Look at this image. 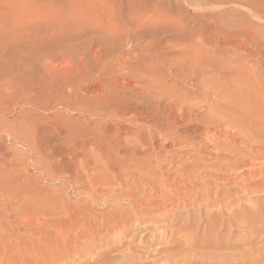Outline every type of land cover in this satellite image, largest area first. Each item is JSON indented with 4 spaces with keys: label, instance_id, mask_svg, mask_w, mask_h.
Masks as SVG:
<instances>
[{
    "label": "bare ground",
    "instance_id": "bare-ground-1",
    "mask_svg": "<svg viewBox=\"0 0 264 264\" xmlns=\"http://www.w3.org/2000/svg\"><path fill=\"white\" fill-rule=\"evenodd\" d=\"M21 1L0 0V115H2V117L6 116L11 110H15L16 107L19 108L22 113V120H19L21 124L19 122L16 129L23 135L24 143L36 154V162L39 163L43 171L42 173L44 176H47V178L57 179L65 185H68L69 190L67 189L68 192H66L64 187L63 190L65 193L58 190L55 195L39 190L38 187L37 190L35 189L36 187L33 189L23 187L26 188V190H22L23 188H18V186L15 185L17 184L15 183L16 181L13 182L15 179L9 177L10 175L8 173V178L5 177L6 179H4L8 181L7 179L11 178L9 180H11L10 184L12 185L1 180L4 177L2 175L6 176V172L4 174V170L1 171L2 173L0 172L2 174V178L0 179V250H4L5 252L11 250L13 252V255H9H12L11 258H8L6 255L7 258L4 256L6 258L4 259L1 257L3 256V252L1 251L0 257L2 259H0V264L60 263V257L62 258L63 255L72 251H70L68 247H70V243L77 238L84 237L85 240V237H87L90 239L95 237L93 235H96L99 231H101L99 233L103 232L105 234L112 229L116 230L117 227L123 230V228L130 224V221H142L141 218L143 216L151 215L155 210L164 208L167 203L171 204V207L175 210L174 212L179 214L180 211L178 209L180 206L183 209L182 206L190 207L198 201L196 205L204 208L203 214H197V212L195 213L193 210V213L186 214L187 216L185 215L187 218L183 215L186 221L189 218L188 220H191V222H187L189 223L187 224L184 223L186 222L184 221V224H182L180 228L179 226L177 227L182 230V233H184V230L187 231V233H181L182 237L180 238V243L182 250H178V246L175 247L178 252L180 251L181 253L182 251L183 254H180L181 256L177 254L178 259L175 260L177 256H174L173 252L175 251L176 254L177 251H171L173 256L169 254L174 257V260L171 261L172 258H169L170 260L167 258L168 260L166 261H171L172 263L176 261L174 264L178 261H182L184 264H248V258L245 256L247 253L241 254L236 250L240 248L238 250L242 252L247 251L245 248V250H241V247L245 245L246 241L240 238H235L236 240L233 239V237H235L233 232L237 227H239V232L244 233L245 229L252 231L254 225H256L257 227L255 226L256 228L252 234L254 238L252 240L249 239L248 242L254 240L253 243L257 244V246H254L255 249H253V253H255L254 255L257 257L251 258L250 264L263 263L264 112L261 113L259 108H261L264 102V96L259 95V97L256 94L258 97H255V99L253 98L255 102L252 100L253 104L255 103L256 107H259H257L258 109H255L256 107L253 108L259 110L256 112L257 114L255 110L252 111V107H250L253 104L250 105L247 103L250 102L248 99H250V96L254 93L253 90H255L254 88H256V85L258 86L257 88L260 89L262 86L263 88H261L264 89V81L260 79L262 77L261 74L264 72L261 73L259 72L260 70L258 71V66H264L262 55H260L264 49V35H262L263 33L261 31V33L258 32L257 28H254L256 23L253 22L255 25L252 24L253 27H251L252 25L249 21L246 24L247 27L244 28L242 26L245 24L243 25L242 21V26L239 27L243 29L239 30L237 27L238 24L236 25V23L235 29H230L232 26H235L233 25L234 21L232 19L233 22L231 25L227 24H230L231 21L228 19L230 21L228 22L226 18H223V20L227 22H220L224 23V27L226 28L224 31L221 27L224 33L222 32L223 35L221 36L222 38L220 37V40L228 44L231 43L233 46V48L231 46L232 53L229 51L230 47L228 48L226 46L227 49L224 50L229 49L230 55H225L229 56L230 60H233L235 57L240 59V63L235 69V67H233L234 60L233 63L231 62L232 65L227 61L229 59H226L228 63H224L223 60V64H220L221 61L219 63L217 60L221 58L215 57L212 55V52L210 54L209 48L208 50L206 49L207 55L210 54L215 58H211L209 55V57H207L205 49H201L204 45L201 44L202 42L199 43L200 40H198V43L200 46L202 45V47L199 48L198 45L195 44L196 47L199 48H196V50L199 51L201 49V52H205L203 53L205 55H201L200 51L194 52L195 50L192 49L195 48L193 41L191 40V44H193L191 48L189 46L190 44H188L190 41L186 43L185 40L197 37L200 39V36H202L200 34L201 32L197 30L198 32L196 33L200 35L197 36V34L196 37L195 32L188 29L190 27L187 28L191 23H187L188 25L185 26L186 22L189 21L186 19L187 16L185 17L187 21H184L185 23L183 24V18H180V16H183L182 13H178L181 14L179 16L177 15L179 18L176 17L175 14L178 11L174 12L171 5L172 3L169 2V0H125V2L122 1L121 3V0H117L118 2L114 0L115 3L112 0H100V2H104H101L103 4L97 0L100 5L96 7L100 8L101 6V15L98 13L99 11L95 9L99 16L96 15V17L92 16V18L89 19H78V21H76L75 18H72L74 15L69 14L70 12H66L67 16L69 17L71 15V18L75 22L70 23L72 20L69 17L70 21L62 23L60 18L58 21L61 22L58 24L57 21H54L55 18L58 19L57 15H55L58 11L54 9L56 8V4L53 5V3L50 2V4L52 3L51 6H55L54 8L51 7L55 10V13L53 11L54 16L50 8L49 12L51 17L46 16L47 14L44 16L45 19L41 16H37L42 15V12L40 11L41 13L36 14L39 12L37 10L38 8H36L37 6H33L34 9L36 8L33 10L36 15H32L33 17L27 19L33 12L32 10H29L30 12L25 11L27 12L26 15L23 11L24 15L27 16H25V19H27L25 20L21 11L24 9L20 7ZM165 1L167 2L164 3ZM185 1L188 2L187 0ZM185 1H183V3L188 6ZM222 1L223 0H221V2ZM239 1H233L232 4L234 3L236 6L242 7L243 0H241L242 2ZM249 1L250 0L246 3ZM253 1L254 0H252V2ZM258 1L259 0H256L255 3ZM260 1L257 4H259ZM263 1L264 0H262L260 4L263 3L264 6ZM59 2L60 0L58 3ZM70 2L74 4L75 1L71 0ZM252 2L251 4H254V2ZM63 3H60V5ZM79 3H81L80 5L82 6V1ZM93 3L94 1L91 2V4ZM98 3H96V5H98ZM205 3L206 2H204V4ZM72 4L70 6H73ZM217 4L220 3L217 2ZM46 5H49V2L48 4L46 3ZM60 5L58 4L57 6L60 7ZM76 5L78 8L75 9L79 10V4L75 3V6ZM202 5L203 4H201V7L203 8ZM61 6L65 5L63 4ZM195 6L193 9L197 11ZM31 7L32 6L28 4V9ZM59 7L57 8L58 10ZM177 7H179V5ZM81 8L84 9V5L80 7V9ZM249 8L250 13H252L253 16L255 15L254 18L256 17L262 21L264 20V10L258 9L256 4L251 5ZM28 9L26 6V10ZM63 9L64 8H60L61 14L66 15ZM71 9L72 7L67 10L71 11ZM215 9L217 10V8ZM73 10L74 9H72V11ZM87 10L89 12L91 9ZM247 10L249 12L248 8ZM42 11L44 12L45 10ZM83 11L85 10H82V13H80L82 18L84 16ZM93 11H90L91 13L89 12L90 15ZM95 11L94 13L96 14ZM226 11L228 13V10ZM238 11L240 10L238 9ZM88 12L85 16L90 17ZM185 12L187 11L185 10ZM202 12H204V10H202ZM222 12L223 11H221V13ZM229 12L233 13L235 11ZM57 14L58 17H62L60 16V12ZM95 14L93 15L95 16ZM172 14H174V16H172ZM64 15V19L68 18ZM240 15L243 18L245 14ZM81 16L76 17L79 18ZM238 17L240 18V16ZM246 17H248L247 14ZM20 18H23L22 21L24 20V23H22ZM246 19L251 20L249 17ZM236 20L240 22L239 19ZM20 21L22 24H20ZM193 23L191 26H196V23L195 25H193ZM197 23L199 26V23H201L200 20L197 21ZM204 23L201 25H204ZM205 25L207 24L205 23ZM212 26H210V30ZM236 28H238V30H236ZM215 29L221 30L220 28ZM207 31L202 32L206 33ZM217 31H213V33ZM219 32L220 31L215 33L216 36H220ZM169 33L172 34V39L170 42H164L163 39H165V35ZM208 34L206 33V36ZM215 34L213 36H215ZM213 36L211 33L207 36V39L213 42V39H215L212 38ZM56 38L64 42L62 44L64 48L60 50L59 48L63 47L61 45L62 47L58 48L59 51H56L57 48L54 49L53 47L50 48H53L55 51L52 49L51 51L45 49L47 45L52 46V44H55L56 42H54V39ZM26 39L31 40L37 47V50L35 49L37 52H35L36 54L32 59L31 56L34 55V48L36 47H34V44H32L34 47L33 49L29 47L30 50H34L32 55L30 54L31 56L28 53L30 51L26 53L25 48L29 45L25 46V43L30 42L28 40L24 43ZM201 39L203 40L202 37ZM220 40L216 42L224 46V43L222 42L221 44ZM20 41L23 42L24 48ZM60 41L58 44H61ZM168 43L171 44L169 45ZM20 44L22 45L21 50L24 49V53L28 54L30 59L27 58L28 55L24 57V53H20L21 55L19 54L23 56L24 60L22 58L20 59V57H17L19 59H15L16 54L13 53L12 55V51L11 55L7 56V54H9L8 52L13 49V45L19 47ZM212 44L214 45V42ZM212 44H209L210 48L213 46ZM218 44L217 46H219ZM172 45H174V47H172ZM209 45L204 48L209 47ZM56 47H58V45H56ZM178 47L180 50L179 52H182V56L180 55L181 53H179L178 55L181 56L179 58L174 52L175 54L172 53V55L177 56V59L175 56H168L175 57L174 59H166L167 56L165 57L164 54H166V52L164 50L172 48L177 50ZM226 47L224 46L222 48ZM216 48L213 49L217 52L219 48ZM19 49L20 48L17 49L18 52L21 51ZM224 50L219 49V51L222 52L218 53L219 56L220 54L226 53V51L223 52ZM170 53L167 52V54ZM136 55H139L137 61V57L134 59ZM225 55L223 59H225ZM12 56L14 57L13 60L17 61L14 62ZM248 59L252 60L250 61L251 64L248 63ZM130 62L131 65L128 64ZM132 62H135V64ZM123 64L128 65L123 66ZM210 67L211 69L212 67H215V69L217 68L216 71L218 70L217 72L219 75L215 74L208 76L207 74H211V72L203 73H206L207 76L200 74V70L203 72L202 70ZM254 67H256L255 70L258 68L256 71L259 73L254 71ZM219 70L223 72H233L235 75L234 79L236 80L237 78L238 80H236L237 83L235 84V80H230L232 76L231 72V76L225 72L228 76L226 79L224 77L225 82H222L223 79L221 78L223 76H220L222 73H219ZM251 70L254 71L255 74L257 73V75L252 78V74H249ZM218 76L221 77V81H219ZM249 76L252 80L250 78V80H248ZM250 81H253V83ZM229 82L232 83L231 87H233V90H229ZM259 89L257 90L258 92ZM262 92L264 91L262 90L261 93ZM218 95H221L220 99H222V101L223 98H225L227 100L224 99V101H228V103L230 102L233 105V108L231 111H228V114H224V112L221 113V118H216L217 115H215L216 117L214 116V114H218L217 112L222 108L217 110L214 107V103H218V100L215 101ZM201 98L204 100H199ZM220 102L219 105L215 103L216 107L217 105L218 107L224 106L221 105ZM246 105H249V108H246L247 112L243 110ZM214 108L217 112L213 111ZM230 108L226 107L227 110H230ZM25 109H28L27 111L29 112H26ZM226 109L223 108V111L226 112ZM248 109L250 110L249 114ZM73 114L79 115L83 119L85 118V121L81 122L78 120L80 117H77L78 119L74 118ZM222 114L227 117L222 118ZM219 115L220 112L218 117H220ZM247 118H249V121ZM200 121L203 122V125L207 124L209 126L206 125V127L202 129V132L200 130L198 134H204L210 127L213 129L219 128V130L217 129V135H215L216 138H218L217 140L223 138V136L227 134L228 139L232 138L230 143L224 144V141L221 139L223 145L220 143V140L217 142H215L216 140H212L213 143L209 144L208 136L211 137L210 135L207 136V139L205 138L207 140V142L205 140L206 144L203 141V143H197L196 136H198V134L196 135L197 132L194 130L196 128L193 127L194 129L191 130L189 124L191 125V123L194 124ZM226 122L227 125H225ZM255 124H258L259 127ZM228 125L230 126L228 127ZM231 126L236 128L235 132L230 128ZM254 126L257 127L255 128L256 130H253ZM195 127L197 126L195 125ZM201 127L199 125L198 128L201 129ZM222 131L226 134L223 135ZM49 134L58 136L60 140L57 143L55 142L56 144L53 146V149L51 147L45 150L46 147L45 149L42 148V141ZM210 134L214 133L211 132ZM204 135L202 136L203 138L205 137ZM199 137L202 138L201 136ZM225 137L223 140L226 139ZM162 138L169 139V141L166 140L167 142L165 141L164 143V141L162 142L161 140ZM228 139L225 141L228 142ZM238 139L246 142L245 146L242 145L244 148H241L242 141L239 144L240 146H237ZM247 141H251L252 145H249ZM183 142L184 144L186 143L185 145L187 146L190 145L189 148L185 146L189 151L186 152L187 154L178 151V148L176 150L172 149L175 148L172 146H179L181 143L183 146ZM209 142H211L210 138ZM255 142L257 144H254ZM46 146H48V144ZM258 146H260L261 149H258ZM56 149L61 150L57 152ZM185 149L183 148L184 152ZM185 155L187 158L184 157ZM210 155H213L214 160L207 159ZM60 156H62V158H64L63 156L68 158V163H64L65 165L63 164V166H65L63 169H58V164H55V162L61 158ZM208 160L210 162H208ZM69 164L75 165L73 168L74 170H70ZM96 167H99L97 171L94 170ZM1 169L3 168H0V170ZM62 173L65 174V176H61L63 175ZM173 173L181 177L177 178L176 175H172ZM21 174L23 173H20V175ZM140 179L143 180L141 186L137 183V180ZM220 184L222 187L221 189L217 188ZM216 185L217 187L213 188V186ZM237 186H239V189L237 188L238 192L237 194H233ZM244 191L245 193L249 191L253 194L257 193V195L259 194L258 197L261 198L260 200H263L259 203L256 202L254 205L252 204L253 206L249 208L246 204L243 205L241 203L242 200L245 201L249 199H243V196H241ZM245 193L244 196L246 195ZM81 197L85 199V202H82V204L78 203L73 206L68 205V201L71 198L76 199ZM255 197L254 195L253 198ZM110 200L125 202L128 208H126V210H117L118 207L117 209L110 208L108 207ZM86 202L91 203L87 206ZM229 203H232L231 207H228ZM112 204L114 205V203ZM250 204L249 201L247 205ZM107 207L108 209L106 213L103 212L104 214L100 213L101 210L98 215L92 213V208L105 210ZM197 211L200 212L199 210ZM176 213L175 215L178 216ZM139 214L140 216L141 214L144 215L140 218V216H138ZM98 216H100V220H98ZM151 216H149V218ZM172 216H170V218ZM161 219L164 218L161 217ZM183 219L181 218V221H183ZM14 220L20 223V228L11 226L13 224L11 222ZM181 221L180 223H182ZM13 225H17V223ZM33 225L34 227L37 225L39 227H46L47 229L44 228V230L42 229L43 231L40 230L42 232L36 235L34 233V228V231L28 230V227ZM22 227H27L28 229L26 230L28 231L26 232L24 230L25 228L23 229ZM21 228L24 231H21ZM163 228H165V226H163ZM170 228L172 227L167 229ZM48 229H55V232H51L52 230L50 231ZM146 229L148 231L149 228ZM159 229L157 228L158 231ZM149 230L152 232V229ZM161 230L163 231V229ZM246 230L245 232L247 233L248 231ZM166 231L165 228L164 232L166 233ZM175 231L179 230L176 229ZM169 232L171 233L172 231ZM200 232L201 235L200 238H198L197 236ZM18 233H20V235ZM149 234L151 235V233ZM177 234L174 233L173 235ZM181 234L179 233L177 236L179 237ZM250 234L247 235L250 236ZM262 234L263 236H261ZM171 235L169 234V237ZM172 236L170 238L168 237V239H177V237L175 239L172 238ZM158 238L160 239V236ZM163 240L164 239H162V241ZM169 241H172H167L168 245H171ZM147 245L150 246V243ZM147 245H145L144 249H146ZM196 246H199L203 252H196ZM74 249L75 248H73V250ZM147 249L145 251L148 252ZM234 249L236 250V255L233 254ZM232 250L233 252H230L232 254L227 252ZM209 251L211 253L207 254ZM138 252L141 253V251ZM130 253H126L125 255ZM140 255L142 256V254ZM248 255L249 254H247V256ZM131 256L133 255L131 254ZM179 257H181V259ZM119 258L121 257L118 256V259ZM134 259H140V256L137 254V256H134ZM128 260H126L127 263L130 261ZM126 262L123 263L126 264ZM116 264H122V262Z\"/></svg>",
    "mask_w": 264,
    "mask_h": 264
},
{
    "label": "rangeland",
    "instance_id": "rangeland-1",
    "mask_svg": "<svg viewBox=\"0 0 264 264\" xmlns=\"http://www.w3.org/2000/svg\"><path fill=\"white\" fill-rule=\"evenodd\" d=\"M21 1V0H20ZM28 1V0H27ZM27 1L26 0H22L21 1V3H20V7L22 8V9H24V10H21L22 11V15H24V13H23V11L25 12V11H31L32 10V12H33V10H35L36 8H38L37 10L39 11L38 13H36V14H39V13H41L42 15H37V16H41L42 18H44V16L46 15V16H50L51 14H50V12H49V10L50 9H52L51 7H53V6H51L52 5V3H53V5L54 4H56V8H54L56 11H58V12H56V14L55 15H57V18L58 19H56L55 17V19H54V21H57V24L58 23H60L61 21H62V23L63 22H67V21H70V18H71V15L68 17L67 16V14H66V12L67 13H69V14H72V15H74V17H72L73 19L75 18V20L76 21H78V19L79 20H81V19H89V18H92V16L93 17H96V15H98L99 16V14H97V12L96 11H99L98 13H100V15H101V6H100V8L99 7H96V6H99L100 5V3L101 2H103V1H101L100 2V0H99V2L100 3H98V1L97 0H87V2H89V3H87L86 2V0H77V2H76V0H74L75 2H74V4H72V2H70V1H64V0H60V2L58 3V1L59 0H54V2H53V0H29L28 1V3H27ZM49 2V5H46V3L48 4V2ZM73 1V0H72ZM82 1V6L80 5L81 3H79V2H81ZM84 1V2H83ZM94 1V5L93 4H91V2H93ZM97 1V2H96ZM106 1H108V0H106ZM113 2H114V0H112ZM117 0H115V2H116ZM122 1H124L125 2V0H121L120 1V3L122 2ZM183 1H185V0H175V1H172V0H169V2H171L172 4V7H173V9H174V12H176V11H178L176 14H175V16L176 17H178L179 15H181V14H178V13H182V15L183 16H180V18H183L182 20V22H183V24L187 21V20H189V21H187L186 22V24H185V26H187L188 24L187 23H191V24H189L188 26H187V28L188 27H190V28H188V29H190L192 32H195V36L198 34V33H196V32H198L197 30H199V32H201L200 34L202 35V36H200V39H198V37L197 36H199L200 34H198L196 37L197 38H193V39H186L185 40V42L186 43H188L189 41V43L188 44H190L189 46L192 48L193 47V44H194V46H195V48H192V49H194L193 51L194 52H196V51H198V50H196V48H201L202 47V45H204L203 46V48H201V49H205V52H201L202 50L200 49L199 51H200V53H201V55L203 54V53H205L206 55H207V51H206V49L208 50V48H209V53L211 54V52H212V55H214L215 57H219V58H221V59H219V60H217V59H214V60H217V61H219V63H220V61H221V63L220 64H223L222 63V61L225 63L226 62V59H229V56H227V55H225V54H228V55H230L229 54V51H231L230 53H232V50H231V46H232V44L230 45V44H228V43H226V42H224L223 40H220L222 37V35H223V33H224V29H226L225 27H224V23H220L221 21L222 22H224V21H228V22H230V24L229 23H227L228 25H231L232 24V22L234 21V24L233 25H235V23H236V25H237V27L239 28V30H241V29H243L242 27H247L246 26V24L249 22L251 25L253 24V22L254 23H256V25L255 24H253V25H255L254 26V28H257L258 30V32H262L263 34L262 35H264V20L262 21V20H260V19H257L256 17L254 18V16H253V14L252 13H250V6L251 5H257V7H258V9H260V10H264V6H263V3L262 4H260L261 2H262V0L260 1V3L259 4H257V3H255L256 2V0H254L253 2H254V4H251V2H252V0H250L248 3H246L247 1H245V0H243V2L240 0H238L239 2H242L243 3V6L242 7H238V6H236L234 3V5L232 4V2L233 1H237V0H227V1H225V0H223L222 2H221V0H199V2H198V0H187L188 2H186V4H188V6L187 5H185V3H183ZM212 2V3H209V2ZM231 1V2H230ZM245 1V2H244ZM50 2H52L51 4H50ZM63 2H65V3H63ZM114 2V3H115ZM118 2V1H117ZM167 1H165L164 3H166ZM176 2V3H175ZM204 2H206L205 4H204ZM217 2L218 3H220V4H217ZM230 3V5H229V3ZM252 2V3H253ZM264 2V1H263ZM26 5H25V4ZM30 3H31V5H30ZM40 3V4H39ZM60 3H63L65 6H61V5H63V4H61L60 5ZM69 3V4H68ZM75 3L76 4H79V6L80 7H83V5H84V9L83 8H81L80 9V7H79V10L78 11H80V12H78L75 8H78L77 7V5L75 6ZM96 3H98V5H96ZM104 3V2H103ZM103 3H101V4H103ZM178 3V4H177ZM191 3V4H190ZM222 3V4H221ZM223 3H227V4H223ZM235 3H237V2H235ZM22 4H24V5H22ZM28 4H29V6H32L31 8H33V6H37L35 9L33 8V9H31V8H29L28 9ZM60 5V7L59 6H57V5ZM67 4V5H66ZM73 5V6H70V5ZM175 4H176V6H175ZM181 4V5H180ZM189 4H190V6H189ZM201 4H203L202 6H203V8L201 7ZM211 4H213V5H211ZM217 4V5H216ZM87 5H88V7H87ZM118 5H121V4H118ZM168 5V4H167ZM166 5V6H167ZM179 5V7H177ZM192 5H193V7H192ZM195 5H197V6H195ZM200 7H199V6ZM222 5H223V7H222ZM225 5V6H224ZM23 6V7H22ZM26 6H27V9L28 10H26ZM43 6H44V8H43ZM75 6V7H74ZM92 6V7H91ZM174 6H175V8H174ZM194 6L196 7L195 9L197 10V11H195L193 8H194ZM205 6H206V8H205ZM211 6V7H210ZM45 7H46V9H45ZM47 7H48V10H47ZM59 7V10L57 9ZM68 7V8H67ZM72 7V9H74L73 11H72V9H71V11H68L69 10V8H71ZM183 7V8H182ZM187 7V8H186ZM212 7H214V8H212ZM218 7H220V8H218ZM244 7H245V9H246V11H245V9H244ZM50 8V9H49ZM60 8H64L63 9V12H65V14L66 15H64V16H66V17H68V18H65V19H67V20H65L64 19V17H63V15L61 14V11H60ZM66 8V9H65ZM86 8V9H85ZM177 8V9H176ZM191 8H192V10H191ZM200 8H202V9H200ZM213 10H212V9ZM215 8H217V10L215 9ZM231 10H230V9ZM241 8H243V9H241ZM247 8L249 9V12H248V10H247ZM261 8H263V9H261ZM40 9V10H39ZM54 9H52V10H50L51 11V13L53 14V11H54V13H55V10ZM68 9V10H67ZM87 9H91V10H89V12L90 11H95V9H96V14L94 13V11H93V13L90 15V13L88 12V10ZM187 11V12H185V10ZM199 9V10H198ZM206 9V10H205ZM228 10V13H227V11L226 10ZM238 9L240 10V11H238ZM37 10H36V12H37ZM42 10H47L46 12L44 11H42ZM82 10H85V11H83V14H84V16H83V18H82V16H81V14L80 13H82L81 11ZM87 10V11H86ZM180 10V11H179ZM202 10H204V12H202ZM21 11H20V15H21ZM29 11V12H30ZM41 11V12H40ZM76 11V12H75ZM184 11V12H183ZM202 12V14H201V12ZM221 11H223L222 13H221ZM229 11H235V12H233V13H231V12H229ZM237 11V12H236ZM27 12H25V14L27 13ZM48 12V13H47ZM60 12V16H62V17H58V14L57 13H59ZM78 12V13H77ZM87 12H88V15L90 16V17H88V16H85V15H87ZM218 12V13H217ZM220 12V13H219ZM35 12H33V14L31 13V16L29 15L28 17L26 16V15H24V19L27 17V19H29V17L31 18V17H33V16H35L36 14H34ZM43 13H45V14H43ZM186 13V14H185ZM205 13H206V15H205ZM210 14V16H209V14ZM30 14V13H29ZM93 14H95V16L93 15ZM240 14H245L244 16L246 17V14H247V16L251 19V20H248V19H246V18H248V17H244L243 16V18L241 17V15ZM251 14V15H250ZM33 15V16H32ZM178 15V16H177ZM200 15V16H199ZM205 17H207V18H205ZM213 15H216V16H213ZM26 16V17H25ZM53 16H54V14H53ZM78 16H81V17H79V18H77ZM172 16H174V14H172ZM187 16V20H185V17ZM203 16V17H202ZM219 16H221V17H219ZM228 18H227V17ZM232 16V17H231ZM238 16H240V18L238 17ZM251 16V17H250ZM22 17V16H21ZM51 17V16H50ZM213 17H215V18H213ZM234 17V18H233ZM238 17V18H237ZM61 18V21H58L59 19ZM62 18H63V20H62ZM71 18V22L70 23H72V22H75L73 19ZM179 18V17H178ZM189 18V19H188ZM197 18V19H196ZM205 18V19H204ZM210 18H211V21H210ZM223 18H226V20H223ZM254 18V19H253ZM22 19L23 18H20V20L22 21ZM27 19H25V20H27ZM45 19V18H44ZM199 21L200 20V22L201 23H199V26H198V23H197V21ZM208 21H207V20ZM230 21H229V20ZM233 21H232V20ZM236 19H239L240 20V22H238V20H236ZM244 19V20H243ZM65 20V21H64ZM191 20H192V22H191ZM193 20H195V21H193ZM254 20V21H253ZM21 21H20V24H22V23H24L23 21H22V23H21ZM185 21V22H184ZM226 21V22H227ZM243 21V22H242ZM194 22V23H193ZM207 24V25H205V23ZM209 22V23H208ZM214 22V23H213ZM225 22V23H226ZM241 22H242V24L244 25V26H242V24H241ZM245 22V23H244ZM252 22V23H251ZM258 22H260V23H258ZM192 23H193V25H195V23H196V26H191L192 25ZM202 23H204V25H201ZM212 23H213V26H212ZM219 23V24H218ZM211 24V25H210ZM216 24V25H215ZM223 24V25H222ZM239 24H241V25H239ZM258 24V25H257ZM236 25L235 26H232V28H230V29H235V27H236ZM253 25L251 26V27H253ZM200 26H204V27H200ZM209 27V28H206V27ZM210 26H212L211 27V30H210ZM217 26H219V27H217ZM239 26H242V27H239ZM258 26V27H257ZM199 29H198V28ZM221 27H222V29L224 30V31H222V29H221ZM195 28V29H194ZM197 28V29H196ZM203 28V29H202ZM205 28V29H204ZM215 28H220L221 30H218V31H220L219 32V34H220V36H216V34L215 33H217L218 31L215 29ZM238 28H236V30H238ZM209 29V30H208ZM213 29H215V30H213ZM262 29V30H261ZM194 30V31H193ZM201 30V31H200ZM208 30V31H207ZM217 31V32H214L213 33V31ZM202 31H207L206 33L208 34L209 33V31H210V33L207 35V36H209L211 33H212V36L215 34V36H213L212 38H215V39H213L214 41V45H215V47H214V45L212 44L213 42H211L210 40H208L207 39V36H206V33L205 32H202ZM260 32V33H261ZM219 34H217V35H219ZM204 36V37H203ZM171 37V38H170ZM201 37L203 38V40L201 39ZM221 37V38H220ZM165 39H163L164 40V42H170V40L172 39V34H166L165 35V37H164ZM205 38H206V40H205ZM217 38V39H216ZM57 39V40H56ZM56 39H54V42H56L55 44H52V46L50 45V46H46V48L45 49H47V50H49V51H51V49L52 50H54L55 48H57V50L56 51H59V49L61 50V49H63L64 48V46L62 45L64 42H61L60 40H59V38H56ZM167 39H169V40H167ZM197 39V40H196ZM29 39H26V40H24V43L25 42H27ZM60 41V43L61 44H58L59 43V41ZM193 41V44H191L192 43V41ZM198 40H200L199 41V43H201L202 45L200 46V44L198 43ZM205 40V41H204ZM219 40H220V42H221V44H222V42L224 43V46L226 47H230V50L228 51V50H224V49H227V47L226 48H222V47H224L223 46V44L222 45H220V43L218 44L217 42H219ZM30 42H27V43H29V44H27V43H25V46H28V47H26L25 48V50L23 49V50H21L22 48H21V46L23 45V42L22 41H20V42H22V45L20 44V46L18 47V46H15V45H13L12 46V48L15 50H10L8 53L9 54H7V56H9V55H11V51H12V55H13V53L14 54H16L15 56V59H19V58H17V57H20V59L22 58L23 60H24V58H23V56H20L21 54L20 53H24V51L27 53L28 51H32V50H30V48L31 49H33L34 47H36L35 46V44L31 41V40H29ZM58 41V42H57ZM195 41V42H194ZM208 41H209V43H208ZM217 41V42H216ZM32 42V43H31ZM198 44H197V43ZM204 42V43H203ZM211 42V43H210ZM205 43H206V45H205ZM27 44V45H26ZM32 44H34V47H33V45ZM169 45L171 44V43H168ZM198 45V47H196V45ZM209 44H212L211 46L213 47V48H216V46H217V44L219 45V46H217V48H219L220 50H224L223 52H225L226 51V53H223V54H220V56H219V54L218 53H222V52H220L219 51V49H217V52L215 51V49H213L212 47L210 48V45ZM226 44H228V45H230V46H228V45H226ZM32 47H31V46ZM56 45H58V47H56ZM60 45V46H59ZM63 47H62V46ZM207 45H209V47H206V48H204L205 46H207ZM24 45L22 46L23 48L25 47ZM30 47V48H29ZM50 47H53V48H50ZM59 47H62V48H59ZM172 47H174V45H172ZM15 48H20L19 50H21V51H23V52H21V51H17V49H15ZM29 48V49H28ZM59 48V49H58ZM175 48H176V46H175ZM198 48V49H199ZM232 48H233V46H232ZM37 50V47L36 48H34V50ZM173 49L174 48H172V49H165L164 51L166 52V54H164L165 55V57L167 56V58L166 59H168V60H170L169 58H172V59H174L175 57H176V59L179 57H181L182 56V52H179L180 50H179V47L177 48V50H175L174 49V51H173ZM33 50V51H34ZM34 51V55H32V53H33V51L30 53V52H28L29 53V55L31 56V59H32V57L33 56H35V52H37V51ZM171 50V51H170ZM213 50V51H212ZM17 51V52H16ZM55 51V50H54ZM198 51V52H199ZM215 51V52H214ZM263 51H264V49H263ZM262 51V53L260 54V55H262V60L264 61V52ZM16 52V53H15ZM164 52V53H165ZM167 52L168 53H170V54H167ZM176 53L177 54V56H175V55H172V53ZM174 53V54H175ZM179 53H181L180 55L181 56H179L178 54ZM214 53H216V54H214ZM18 54V55H17ZM20 54V55H19ZM190 54V53H189ZM205 54H203V55H205ZM210 54H208L211 58H215V57H213V56H211ZM28 54H25L24 53V57H26ZM29 55L27 56V58L28 59H30V57H29ZM207 55V57H209ZM223 55V56H222ZM224 55L227 57H225V59H223V57H224ZM168 56H175V57H168ZM248 56H250V55H248ZM11 57V56H10ZM137 57V58H136ZM13 56H12V60H13ZM136 58V61L139 59V55H136V56H134V59ZM248 58H250V57H248ZM251 59V58H250ZM255 59V58H254ZM232 60V59H231ZM230 59L229 60H227V61H229V63H230V65H232V63H233V60H234V63H233V67H235V69L237 68V66H238V64L240 63V59H237V57H235V58H233V60L231 61ZM236 60V61H235ZM249 60V59H248ZM14 61V60H13ZM15 61H17V60H15ZM14 61V62H15ZM135 61V62H136ZM239 61V62H238ZM250 61H252V60H249V64H251V62ZM20 62L22 63V61L20 60ZM135 62H132L133 64H135ZM232 62V63H231ZM235 62H236V64H235ZM238 62V63H237ZM226 63H228V62H226ZM129 65H131V62L130 63H128ZM128 64H123V66L124 65H128ZM264 64V63H263ZM234 65H236V66H234ZM232 67V66H231ZM261 67V68H260ZM258 66V71L259 72H264V70H263V68H264V66L262 67V66ZM255 68L256 67H254L253 69H254V71L255 72H258V71H256L255 70ZM208 69V70H207ZM207 69H205V70H202L203 72H201V70H200V74H203L204 72H206V73H208V72H211V74L209 75V74H207L208 76H212V75H215V74H217V75H219L218 74V70L216 71V69H215V67H212V69H211V67L210 68H207ZM213 71H214V73H213ZM232 71H234V70H232ZM236 71V70H235ZM254 71H249V74L251 75L252 74V76H251V78L253 77V76H255V75H257V73L255 74V72ZM217 72V73H216ZM228 74V75H230L231 76V74H232V76H231V81L233 80H235L234 78V74H233V72H231V74H230V72H228V71H220L219 70V73H222V75L220 74V76H223L222 78L220 77V76H218L219 78V81H221V79H223L222 80V82H225V79H226V77L228 76V75H226V73ZM252 72V73H251ZM254 72V73H253ZM258 72V73H259ZM206 73L205 74H203V76H207L206 75ZM213 73V74H212ZM235 73V72H234ZM224 74V75H223ZM236 74V73H235ZM254 74V75H253ZM263 74V75H262ZM261 74V78L260 79H262V81H264V73H262ZM224 77H225V79H224ZM233 77V78H232ZM221 78V79H220ZM250 78V76L248 77V80H250L249 79ZM242 79V78H241ZM259 79V80H260ZM236 80H237V78H236ZM235 80V84L237 83V81ZM240 80V79H239ZM252 80V79H251ZM254 80V79H253ZM261 81V80H260ZM251 82V81H250ZM256 82H257V80H256ZM251 83H253V81L251 82ZM254 83H255V81H254ZM263 83V82H262ZM231 82H229V90H233L232 88L233 87H231ZM254 86V85H253ZM255 87V86H254ZM258 86L256 85V88H254L255 90H253V92L255 93V96H254V93L252 94V96H250V99H248L250 102H247V103H249L250 105L251 104H253V102H252V100H253V98L255 99V97H258L259 95L260 96H264V95H262V94H264V92H262L261 93V91L263 90L264 91V89H262L260 86V89L259 88H257ZM259 89V92L257 91ZM261 90V91H260ZM256 94L258 95V96H256ZM259 96V97H260ZM219 97V98H218ZM221 98V95L219 96H217L216 97V99H215V101H217L218 100V103L217 102H215L216 104H218L219 105V102H220V104L221 105H224V106H219L218 107V105H217V107H216V104L214 103V107L217 109V110H219L221 107V109L217 112V110H215V108H214V110L213 111H216L218 114H219V112H220V117H218V114H214V116L215 115H217V117L216 118H221V113H223L224 112V114H228V111H231V109L233 108V105L229 102L228 103V101H224V99L225 98H223V101H222V99H220ZM203 98H201V99H199V100H202ZM204 100V99H203ZM225 100H227V99H225ZM243 100H245V99H243ZM254 101V100H253ZM193 102H194V100H193ZM195 102H197V101H195ZM209 102H210V100H209ZM255 102V101H254ZM224 103V104H223ZM226 104V105H225ZM230 105V106H229ZM227 108H230V110L228 109H226V107ZM249 105H246V106H244L245 108L243 109V110H247L246 108H249L248 107ZM264 102L262 103V105H261V108L263 109H261V108H259L258 106V108L260 109V112L261 113H263L264 112ZM250 107H252V111H254L255 109H258L257 107H256V105H255V103L252 105V106H250ZM256 107V108H255ZM223 108H225L226 109V112L225 111H223ZM253 108H255V109H253ZM251 109V108H250ZM28 109H25V111L26 112H29V111H27ZM222 110V111H221ZM234 110V109H233ZM262 110V111H261ZM257 111H259V110H255V113L257 112ZM247 112V111H246ZM259 112V113H260ZM250 113V110L248 109V114ZM224 114H222V118H224V117H227L226 115H224ZM252 114V113H251ZM257 114V113H256ZM264 114V113H263ZM262 114V115H263ZM224 115V116H223ZM253 115H254V112H253ZM21 117H22V113L20 112V110H19V108H15V110H11L10 111V113L8 114V115H6V116H3L2 117V115H0V168H3V169H1L0 170V172L1 171H3V174L6 172V176L5 175H2L1 173H0V179L2 178L1 177V175L2 176H4L1 180H4V182L6 183H8L9 185H12V184H10L11 183V180H9V179H11L12 177H13V179H15V180H13V182L14 181H16L15 183H17V184H15V185H17L18 186V188H23V187H26L27 189H33L34 187H36L35 189L37 190L38 188H39V190H42V191H44V192H49V194H53V195H55V194H57V192H58V190H60V191H62V193H65V191L66 192H68V185H65L63 182H61V181H58L57 179L55 180V179H51V178H47V176H44V174L42 173L43 171H42V169L40 168V165H39V163H37L36 162V157H35V153H34V151L33 150H30V148L27 146V144L26 143H24V137H23V135L21 134V132L20 131H18V129H16L17 128V126L19 125V122L22 120L21 119ZM72 117V116H71ZM73 117L74 118H79L80 116L79 115H75V114H73ZM5 118V119H4ZM77 118V119H78ZM81 118V119H80ZM78 120H80L81 122H83V121H85V118L83 119L82 117H80ZM20 120V121H19ZM247 120L249 121V118H247ZM17 123V124H16ZM20 124H21V122H20ZM195 125L197 126V127H195ZM199 125H200V127H201V125H202V127H201V129L200 128H198L199 127ZM206 125L207 124H204L203 125V122L202 121H200V122H196V123H194V124H192L191 123V125L189 124V127L191 128V130H193L194 128H196V129H194L195 130V132H197L196 133V135L198 134V133H200V130H201V132H202V129H204V127H206ZM225 125H227V122L225 123ZM256 126H258L259 127V125L258 124H255ZM207 126H209V125H207ZM230 125H228V127H229ZM256 126H254V128H253V130H256L255 128H257ZM194 127V128H193ZM223 127H227V126H223ZM198 128V129H197ZM231 129H233L232 131L233 132H235V127L233 128L232 126L230 127ZM216 129V130H215ZM217 129L219 130V128H212V127H210L209 128V130H207V131H205L204 132V134H198V136H196V142L197 143H205L206 144V142H207V136L208 135H210L211 137H209L208 136V143L210 144H212L213 143V141H215V142H217V141H219L220 140V143H221V139H222V141H224L223 143L224 144H226V143H230V140L232 139H228V135L226 134V133H224V131H222V134L224 135V134H226V135H222L223 136V138L225 137L226 139H228L227 141L228 142H226L225 140L226 139H224L223 140V138H221V139H219V140H217L218 138H216V136L215 135H217ZM198 130V131H197ZM213 130H214V132H213ZM240 131V130H239ZM18 132V133H17ZM20 132V133H19ZM212 132V133H214V134H210V133ZM209 133V134H208ZM205 136L204 138L202 137V136ZM213 135H214V137H213ZM199 136H201L202 138H200ZM221 136V137H222ZM58 136H56V135H51V134H49L48 136H46V138L42 141V148L43 149H45V147H46V149L45 150H47V148H51L52 147V149H53V146H55V144L60 140V138L58 137ZM206 138V139H205ZM209 138H210V141L211 142H209ZM212 138V139H211ZM216 138V139H215ZM163 139H165V140H163ZM198 139V140H197ZM199 139H200V141H199ZM203 139V140H202ZM162 140V142L164 141V143H165V141L166 140H168L169 141V139H166V138H162L161 139ZM205 140H206V142H205ZM213 140V141H212ZM23 141V142H22ZM203 141V142H202ZM242 140L241 139H238V141H237V143H238V145L237 146H240L239 144H240V142H241ZM255 141V140H254ZM56 142V143H55ZM167 142V141H166ZM244 142V143H243ZM251 141H247V143H249V145L251 144L252 145V142H253V140H252V142L250 143ZM44 143V144H43ZM207 143V144H208ZM246 142L243 140L242 141V143H241V146L243 145V146H245L246 144H245ZM48 144V146H46ZM186 144V143H185ZM184 144V142H183V146H182V143L181 144H179V146L178 145H175V146H172V147H175V148H172L171 146H168L169 148H172L173 150H176L177 148H178V151H180V152H183V153H185V154H187L186 152H189L188 150H187V147L189 148V146H187V145H185ZM222 144V143H221ZM254 144H257L256 142L254 143ZM169 145V144H168ZM182 146V148H181V146ZM223 145V144H222ZM50 146V147H49ZM185 146H187V147H185ZM241 147V148H244V147ZM183 148L185 149V152L183 151ZM256 149V148H255ZM258 149H261V147L260 146H258ZM30 150V151H29ZM57 150V152L58 151H60L61 149H56ZM2 152V153H1ZM2 154V155H1ZM29 154V155H28ZM3 155H6V156H3ZM33 157V158H32ZM61 158H62V156H60ZM64 158H59L56 162H55V164L57 163L58 165H57V167H58V169H63V168H65V166H63V164L65 163V164H67L68 162V158H66L65 156H63ZM185 158H187V156L185 155L184 156ZM209 158H207V159H209V160H214V157H213V155H210V156H208ZM3 158V159H2ZM6 159V160H5ZM9 159V160H8ZM67 159V160H66ZM2 160V161H1ZM208 160V162H210ZM12 161V162H11ZM7 162V163H6ZM9 162V163H8ZM12 165H11V164ZM38 164V165H37ZM64 164V165H65ZM70 165V170L72 169V170H74L73 168H74V166L75 165H73V164H69ZM71 165H72V167H71ZM17 168H16V167ZM97 168V167H96ZM94 169V170H98L99 169V167L97 168V169ZM208 168H210V167H208ZM39 169V170H38ZM6 170V171H5ZM7 170H8V172H7ZM9 171H10V173H9ZM10 175L9 177H11V178H9V179H7L8 181H10V182H8V181H6L5 179L6 178H8V174ZM13 173V174H12ZM18 174V176H17V174ZM20 173H23V174H21L20 175ZM64 173H66V172H64ZM63 174V173H62ZM11 175H14V176H11ZM172 175H176V173H173ZM23 176H24V178H23ZM44 176V177H43ZM61 176H65V174H63V175H61ZM177 176V178L178 177H181V176H179V175H176ZM6 177V178H5ZM5 178V179H4ZM21 178V179H20ZM27 179V181H26V179ZM30 178V179H29ZM33 178V179H32ZM23 179H25V180H23ZM142 179H144V178H142ZM142 179H140V180H137V183H138V185L139 186H141L143 183V180ZM179 179H181V178H179ZM18 180V181H17ZM37 180V181H36ZM145 180V179H144ZM22 181V182H21ZM26 181V182H25ZM141 181V182H140ZM12 182V183H13ZM28 182V183H27ZM19 183V184H18ZM30 183V184H29ZM27 186H26V185ZM60 184V185H59ZM58 185V186H57ZM29 186H30V188H29ZM223 186V185H222ZM32 187V188H31ZM38 187V188H37ZM65 187V188H64ZM215 187H217V185L216 186H213V188H215ZM26 188H23L22 190H26ZM43 188H44V190H43ZM63 188L65 189V191L63 190ZM217 188H222L221 187V184H220V186H218ZM216 188V189H217ZM237 188L239 189V186H237L236 187V189H235V191H233V194H237V192H238V190H237ZM20 189V190H21ZM68 189V190H67ZM216 189H214V190H216ZM38 190V191H39ZM80 190V189H79ZM83 190V189H82ZM241 190V189H240ZM239 190V191H240ZM244 193H245V191H244ZM244 193L243 194H241V196H243V199H248V200H242L241 201V203L243 204V205H245L246 204V206H248L249 208H250V206H253L254 204H256V202L257 203H259V202H261L262 200H260L261 198L260 197H258V195H257V193H250V191L249 192H247V193H245L246 195L244 196ZM250 193V194H249ZM256 196L255 198H253V196ZM259 198V200H258V198ZM71 200V201H70ZM69 201H68V205L70 206H73L74 204H78V203H80V204H82V202H85V199L83 198V197H81V198H71ZM249 201H250V205H247V204H249ZM21 202H23V201H21ZM75 202V203H74ZM199 202V201H198ZM198 202L196 203V204H198ZM87 204V206H89V204L91 203V202H86ZM111 203V204H110ZM112 203H114V205L112 204ZM122 203V204H121ZM21 204V203H20ZM85 204V203H84ZM196 204H194V205H192V206H190V207H184V206H182L183 207V209L181 208V206L179 207V211H180V213L178 214V213H176V212H174L175 210L171 207L172 205L171 204H169V203H167L165 206H164V208H162V209H157V210H155L151 215H146V216H143L142 214H141V216H140V214L138 215V216H140V218L142 219V221H133L132 220V222L130 221H128L130 224L128 225V226H126L125 228H123V230H122V228L121 229H119V227H117L116 228V230H114V229H112V230H110V231H108L107 233H99V232H101V231H99V232H97L96 233V235L94 234L93 236H95V237H92V238H87V237H85V240H84V237H80V238H77L75 241L73 240L72 241V243H70L69 245H70V247H68V249L70 248V251L71 252H69V253H66L65 255H63L62 256V258L60 257V260L62 261H60V263H56V264H116V263H119V262H122V264H125V263H123V262H126V260H128L129 262V264H167L169 261H166V260H168L169 258L171 259V261H173L174 260V257H172L173 256V254H174V256L176 255L177 257H175V260H177L178 259V255L177 254H179V256H181L180 254H183V252L181 251V253H180V251L178 252V250H182L181 248H182V246H181V243H180V238L182 237V234H184V233H187V231L186 230H184V233H182V230L181 229H179L181 226H182V224H184V223H187V222H191V220H188L187 219V221H186V219L185 218H187L186 216V214H191V213H193V210H194V212L196 213L197 212V214H203L202 212L204 211V208H202L201 206H197ZM253 204V205H252ZM167 205H169V206H167ZM232 206V203H229V205H228V207H231ZM108 207H110V208H113V209H117V207H118V209L117 210H121V209H124V210H126V208H128V205L125 203V202H116V201H111L110 200V202L108 203ZM108 207L104 210V209H93L92 208V213H94V214H104V213H106V211H107V209H108ZM165 207H166V209H165ZM194 207V208H193ZM199 207V208H198ZM198 208V209H197ZM168 209V210H167ZM182 209V210H181ZM203 209V210H202ZM100 210H101V212H100ZM104 210V211H103ZM184 210V211H183ZM189 210H191V211H189ZM197 210H199L200 212H198ZM95 211V212H94ZM160 211V212H159ZM171 211H172V213H171ZM186 211H187V213H186ZM100 212V213H99ZM104 212V213H103ZM163 212H165V213H163ZM170 212V213H169ZM167 213H169V214H167ZM175 213L176 214H178V216H179V218H178V216L177 215H175ZM185 213V214H184ZM165 214V215H164ZM172 214H173V216H172ZM156 215H157V217H156ZM161 215V216H160ZM182 215V216H181ZM185 216V218H184V216ZM149 216H151L150 218H149ZM170 216H172L171 218H170ZM13 217H15V216H13ZM161 217L162 218H164V219H161ZM166 217V218H165ZM147 218V219H146ZM156 218V219H155ZM171 220H170V219ZM177 218V219H176ZM181 218L183 219V221H181ZM150 219V220H149ZM180 219V220H179ZM98 220H100V216H98ZM168 220V221H167ZM173 220H174V222H173ZM155 221V222H154ZM172 221V222H171ZM179 221V222H178ZM180 221L182 222V223H180ZM184 221H186V222H184ZM135 222V223H134ZM184 222V223H183ZM11 223H13V224H16L17 223V225H11ZM10 223V225L11 226H13L14 228H16L15 226H17V228H20V223L17 221L16 222V220H14V221H12ZM170 223V224H169ZM181 225H180V224ZM128 224V223H127ZM157 224V225H156ZM160 224V225H159ZM176 224V225H175ZM187 224H189V223H187ZM168 225H169V227H172V228H170V229H167V228H169L168 227ZM172 225V226H171ZM19 226V227H18ZM154 226V227H153ZM157 226V227H156ZM163 226H165V228H166V233L164 232V230H165V228H163ZM179 226V228H177ZM256 225H254V229L257 227H255ZM36 227V228H35ZM34 227V225L33 226H31V227H22L26 232L29 230V231H32L33 230V228H34V233L36 234V235H38L39 234V232H42L43 230H44V228L45 229H47L46 227H39V226H35ZM39 227V228H38ZM128 227V228H127ZM152 227V228H151ZM176 227V228H175ZM21 228V229H22ZM32 228V229H31ZM39 230H38V229ZM146 228H149V229H152V232L148 229V231H147V229ZM155 228V229H154ZM157 228L159 229V231L157 230ZM21 230V231H24V230ZM26 229H28V230H26ZM37 229V230H36ZM43 229V230H42ZM161 229H163V231L161 230ZM172 229V230H171ZM177 229V230H179V231H175V230ZM248 229V228H247ZM254 229L251 231V230H246V231H248L247 233L245 232V230H244V233L243 232H239L240 230H239V227H237V229H234L235 231L233 232V234L235 235V237H233V239H235V238H240V239H243L244 241H246V243H245V245L243 246V247H241L242 249L241 250H243L244 248L247 250V251H240V250H238V249H240V248H238V249H236L237 251H238V253H241V254H245V253H247V254H249L248 256H247V254L245 255L246 256V258H248L247 260H248V264H250L251 262H250V260H251V258L253 259V258H255V257H257V256H255L254 254L255 253H253V249H255L254 248V246L256 245L257 246V244H254L253 242H254V240L253 241H250L251 242V244H250V242H248L249 241V239L250 240H252L254 237L252 236V234H253V231H254ZM40 230H42V231H40ZM48 230H52V229H48ZM55 230V229H54ZM54 230H52L51 232H55ZM114 230V231H113ZM118 230V231H117ZM154 230H155V232H154ZM162 231V232H161ZM169 231H172L171 233L169 232ZM175 231V232H174ZM186 231V232H185ZM19 232H20V230H19ZM175 234H177L178 232L181 234V236L179 235V237L177 236V235H173L174 233ZM177 232V233H176ZM236 232V233H235ZM38 233V234H37ZM149 233H151V235L153 236H151ZM156 233H158V234H156ZM162 233H163V235H162ZM241 233V234H240ZM243 233V234H242ZM251 233V234H250ZM19 235H20V233H18ZM102 234H104V235H102ZM148 234V235H147ZM156 234V235H155ZM165 234V235H164ZM169 234L172 236V238H175L176 239V237H177V239L176 240H173V239H168V237H169ZM247 234H250V236L249 235H247ZM6 235H8V234H6ZM168 235V236H167ZM200 235H201V232H200V234H198V238H200ZM233 235V236H234ZM240 235V236H239ZM254 235H255V233H254ZM99 236V237H98ZM102 236H103V238H102ZM156 236V237H155ZM160 236V239L158 238ZM161 236H162V238H161ZM163 236H164V238H163ZM167 236V237H166ZM170 236V237H171ZM242 236H243V238H242ZM245 236H247V237H245ZM261 236H263V234L261 235ZM169 237V238H170ZM249 237V238H248ZM87 238V239H86ZM95 238V239H94ZM97 238V239H96ZM168 240H173L172 242H170L169 241V244L171 243V245H168V243H167V239ZM80 239V240H79ZM81 239H82V241H81ZM158 239H159V241H158ZM162 239H164L163 241H162ZM84 240V241H83ZM236 240V239H235ZM256 240V239H255ZM175 242V243H174ZM142 243V244H141ZM150 243V246L149 245H147V244H149ZM173 243V244H172ZM179 243V244H178ZM248 243V244H247ZM256 243V242H255ZM258 243V242H257ZM141 244V245H140ZM250 244V245H249ZM253 244V245H252ZM140 245V246H139ZM145 245H147V247H146V249L148 250V252L147 251H145L146 249H144L145 248ZM175 245V246H174ZM180 245V246H179ZM249 245V246H248ZM73 246V247H72ZM142 246V247H141ZM144 246V247H143ZM174 246V247H173ZM176 246H178V247H180V248H178L177 247V249L175 248ZM245 246H248V247H245ZM253 246V247H252ZM71 247H72V249H71ZM139 247V248H138ZM252 247V248H251ZM73 248H75L74 250H73ZM138 248V249H137ZM172 248V249H171ZM175 248V249H174ZM248 248V249H247ZM197 249H199V250H197ZM244 249V250H245ZM249 249H250V251H249ZM174 250H176L177 251V253L175 254V251ZM236 250L234 249V252H233V250L232 251H227V252H233V254L234 255H236ZM3 253H2V252ZM11 251V250H10ZM9 251V252H10ZM138 251H141V253L140 252H138ZM142 251H143V253H142ZM144 251H145V253H144ZM171 251H174L173 252V254H171L172 252ZM240 251V252H239ZM7 252V251H6ZM4 250H0V253H2V255L3 256H1V254H0V256L2 257V258H4V259H6L7 257H6V255L8 256V258L10 257H12V255H13V252L11 253H9V252H7L6 253ZM130 253V252H133V253H130V254H128V255H125L126 253ZM140 256V259H137V260H135L134 259V256L136 255L137 256V254ZM147 252V253H146ZM196 252H203V251H201V248L199 247V246H196ZM205 252V251H204ZM248 252H250V253H248ZM4 253H5V255H4ZM125 253V254H124ZM172 255H170V254ZM211 252L209 251L207 254H210ZM237 253V254H238ZM253 253V254H252ZM10 254H12L11 256H9ZM71 254V255H70ZM123 255V256H121V255ZM131 254L133 255V256H131ZM140 254H142V256L140 255ZM230 254H232V253H230ZM252 254V255H251ZM124 255H125V258H127V259H125L124 258ZM144 255V256H143ZM168 255H169V257H168ZM256 255H257V253H256ZM6 258H5V257ZM66 256V257H65ZM118 256H120L121 258H119L118 259ZM146 256V257H145ZM171 256V257H170ZM252 256V257H251ZM254 256V257H253ZM0 257V259H2ZM134 260H133V259ZM137 258V257H136ZM139 258V257H138ZM168 258V259H167ZM180 259H181V257H179ZM250 258V259H249ZM109 259V260H108ZM113 259H114V261H113ZM118 259V260H117ZM131 259H132V261H131ZM169 259V260H170ZM199 259V258H198ZM197 259V260H198ZM142 260V261H141ZM111 261H112V263H111ZM169 262L168 264H174V263H172V262ZM127 262H126V264H128ZM180 263H182V261H178L176 264H180ZM22 264H24V263H22ZM182 264H184V263H182ZM197 264V263H196ZM253 264V263H252ZM261 264H264V262L263 263H261Z\"/></svg>",
    "mask_w": 264,
    "mask_h": 264
}]
</instances>
